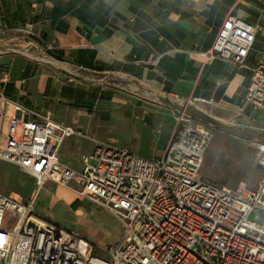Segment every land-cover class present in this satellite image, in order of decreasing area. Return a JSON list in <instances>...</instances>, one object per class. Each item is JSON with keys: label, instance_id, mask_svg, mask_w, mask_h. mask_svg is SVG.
<instances>
[{"label": "built area", "instance_id": "built-area-1", "mask_svg": "<svg viewBox=\"0 0 264 264\" xmlns=\"http://www.w3.org/2000/svg\"><path fill=\"white\" fill-rule=\"evenodd\" d=\"M261 34L258 24L229 14L205 56L250 71L244 103L264 112ZM250 56L255 58L251 66ZM158 60L149 64L156 66ZM189 105L188 100L177 114L176 133L160 158L145 159L0 92V161L32 176L37 187L26 201L0 193V264H264V142L254 143L260 170L255 188L240 182L231 190L202 179L199 172L213 134L209 124L186 112ZM72 137L93 145L81 157L80 170L58 158L63 142ZM48 183L117 220L120 239L103 249L105 257L78 233L35 211L37 195Z\"/></svg>", "mask_w": 264, "mask_h": 264}, {"label": "crops", "instance_id": "crops-1", "mask_svg": "<svg viewBox=\"0 0 264 264\" xmlns=\"http://www.w3.org/2000/svg\"><path fill=\"white\" fill-rule=\"evenodd\" d=\"M259 1L0 0V92L88 135L92 125L100 130L103 124L85 117L88 107L119 102V111L105 118L129 122L136 136L152 135L156 141L164 132L161 155L176 128L164 115H177L188 100L200 123L211 121L227 130L239 122L252 126L256 119L264 120V112L244 103L250 71L205 55L229 14L261 23L264 39V0ZM155 58L158 64L150 65ZM254 62L248 57V65ZM105 81L125 91L111 95L115 89H107ZM205 91L210 100L201 98ZM83 140L74 144L83 145ZM65 141L58 158L79 170L86 154L75 155L77 150Z\"/></svg>", "mask_w": 264, "mask_h": 264}, {"label": "rangeland", "instance_id": "rangeland-1", "mask_svg": "<svg viewBox=\"0 0 264 264\" xmlns=\"http://www.w3.org/2000/svg\"><path fill=\"white\" fill-rule=\"evenodd\" d=\"M104 86L109 90L110 88L115 89L114 92L111 91V95H116L117 97L119 92L125 91L120 89L125 87L112 81H105ZM127 90L129 91V89ZM117 103L119 102H113V104L109 105L102 103L104 106H97L94 110H91L92 107H88V114L85 117L90 118L91 116L94 117V120H103L102 129L97 130L92 125L89 135L82 133L86 136H93L92 138L103 142L112 143L118 148H125L131 153H138L141 155L140 157L145 159L160 158L161 151L167 140L164 132L158 135L156 141L152 135L136 136L132 130V124L129 122L120 123L118 120L105 118L109 113L114 114L119 111L118 106H115ZM188 107L194 106L189 105ZM189 115L194 118L191 110ZM176 116L173 114L164 115L173 125H176L174 133L177 130ZM8 119V116H6L4 125L8 124ZM203 123H211L214 126L209 127L213 135L200 168V177L213 182L217 186H223L231 190L236 189L240 182H247L249 187L253 189L260 176V170L255 164L254 139L264 141V120L256 119L255 124L252 126L248 125V127L240 122L238 126H229V129L256 133L258 136L255 138L234 135L229 129L219 127L211 121H203ZM169 127L171 129L173 126L170 124ZM76 139L80 138L72 137L66 139L64 145L71 143L73 151L77 150L75 155L90 154L93 150V145L87 140H83V145H75ZM81 146L84 147L79 151L78 147L81 148ZM76 160L78 162L79 158ZM35 190H37V187L32 176L23 173L16 166L0 161L1 194L11 195L26 201L33 196L36 192ZM35 203V211L40 216L50 220L60 228L78 233L93 244L99 256L105 257L103 249L113 246L120 239L121 229L118 225L119 223L108 211L95 204H90L87 200L58 185L46 184L38 193Z\"/></svg>", "mask_w": 264, "mask_h": 264}, {"label": "water", "instance_id": "water-1", "mask_svg": "<svg viewBox=\"0 0 264 264\" xmlns=\"http://www.w3.org/2000/svg\"><path fill=\"white\" fill-rule=\"evenodd\" d=\"M201 98H202L203 100H210V98H211V94H210L209 92L205 91V92H203V94L201 95Z\"/></svg>", "mask_w": 264, "mask_h": 264}, {"label": "snow or ice", "instance_id": "snow-or-ice-1", "mask_svg": "<svg viewBox=\"0 0 264 264\" xmlns=\"http://www.w3.org/2000/svg\"><path fill=\"white\" fill-rule=\"evenodd\" d=\"M3 241V234H0V242ZM0 246H2V244H0Z\"/></svg>", "mask_w": 264, "mask_h": 264}, {"label": "trees", "instance_id": "trees-1", "mask_svg": "<svg viewBox=\"0 0 264 264\" xmlns=\"http://www.w3.org/2000/svg\"><path fill=\"white\" fill-rule=\"evenodd\" d=\"M188 108H189V107L186 108V112L189 114L191 108H189V109H188Z\"/></svg>", "mask_w": 264, "mask_h": 264}]
</instances>
